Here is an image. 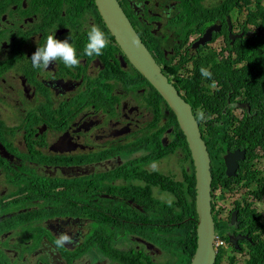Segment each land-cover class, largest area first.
<instances>
[{
  "label": "flooded vegetation",
  "instance_id": "flooded-vegetation-1",
  "mask_svg": "<svg viewBox=\"0 0 264 264\" xmlns=\"http://www.w3.org/2000/svg\"><path fill=\"white\" fill-rule=\"evenodd\" d=\"M195 1L118 0L213 149L211 214L223 242L214 243V264H264V233L239 220L245 203L257 209L262 169L242 138L256 118L255 73L264 72L250 57L264 64V52L236 47L258 34L241 22L255 4L227 14L226 0ZM92 25L109 41L99 57L83 55ZM212 27L221 31L197 45ZM49 35L68 40L78 67H32ZM236 152L243 157L230 177L226 158ZM193 174L176 114L131 64L94 0H0V264H192ZM62 235L70 242L57 247Z\"/></svg>",
  "mask_w": 264,
  "mask_h": 264
},
{
  "label": "water",
  "instance_id": "water-1",
  "mask_svg": "<svg viewBox=\"0 0 264 264\" xmlns=\"http://www.w3.org/2000/svg\"><path fill=\"white\" fill-rule=\"evenodd\" d=\"M94 2L98 13H100L123 51L126 52L131 64H134L157 88L178 118L179 125L191 153L195 176L197 246L192 264H214L216 258L214 249L215 225L211 214L212 176L210 158L202 140L199 126L192 115L191 108L169 83L142 39L132 29L118 0H94ZM219 31H221V28L212 27L205 33L197 45L208 43L212 33H218ZM232 39L235 40L234 37ZM242 157L243 154L239 152L227 156V173L230 177L235 176L236 169L238 168L237 160ZM235 219L236 215L233 222Z\"/></svg>",
  "mask_w": 264,
  "mask_h": 264
},
{
  "label": "trees",
  "instance_id": "trees-1",
  "mask_svg": "<svg viewBox=\"0 0 264 264\" xmlns=\"http://www.w3.org/2000/svg\"><path fill=\"white\" fill-rule=\"evenodd\" d=\"M198 0L194 2V6L196 5ZM225 6L227 5V14L233 13L237 7L241 12L245 11L244 4L250 11L249 5L255 4V9L251 11L250 16H245L244 14L241 17V22L244 25L254 24L257 27L258 34L252 40H240L236 47L240 46L241 51H249L254 52L255 54L264 52V0H226L223 3ZM212 13V11H210ZM208 24H211V20H209ZM261 60L259 58L250 57V63L252 66L257 69L264 68V64L259 63ZM255 86L254 87V95L253 99L256 100L253 102V109H255L256 118L253 123L247 124V129L245 132V137L242 138V147L247 150L248 153L252 155V159H259L262 162V169L257 173L256 176V184H255V192L253 194L254 201L256 203L264 202V72L256 71L255 73ZM208 105H204V109H207ZM217 131H215L214 136L212 138V142L216 140ZM224 140L228 143V149L230 151L235 150L237 145L235 144L234 138H224ZM210 157L213 156V149L209 148ZM211 169L212 165H211ZM236 177V175L234 176ZM212 190L214 191L215 182L218 178L217 173L212 171ZM193 188L195 187V177L193 174L192 177ZM193 195L195 196V190H193ZM251 198V199H253ZM249 201V199L247 200ZM246 202V201H245ZM245 210L239 214V220L241 222V226L255 228L257 230H261L264 233V214L259 212L258 209L252 208L249 203H245ZM194 219H196V215L194 213ZM195 229V226H194ZM194 236L196 233L194 232ZM196 245H194L195 251ZM218 259V258H217Z\"/></svg>",
  "mask_w": 264,
  "mask_h": 264
},
{
  "label": "clouds",
  "instance_id": "clouds-1",
  "mask_svg": "<svg viewBox=\"0 0 264 264\" xmlns=\"http://www.w3.org/2000/svg\"><path fill=\"white\" fill-rule=\"evenodd\" d=\"M108 43L109 41L105 37V34L100 30V28L96 25H92L90 27V30L87 32V43L83 48V55L88 57H99L103 55V50L107 47ZM29 60L31 61L32 67L37 70L47 69L50 64H53L57 60L61 61L63 65L69 69L78 67L80 63V60L76 55V49L68 42V40L56 39L54 35H49L46 39L45 44L41 47H37ZM200 73L202 78H212V73L208 68L201 67ZM198 118L201 120L205 119L202 109L198 112ZM256 204L264 206V202ZM217 240L219 241V243L217 242ZM65 242H70V238L66 235H62L55 241V244L57 247H60ZM218 244H223V242L221 239L215 237V246H217Z\"/></svg>",
  "mask_w": 264,
  "mask_h": 264
},
{
  "label": "rangeland",
  "instance_id": "rangeland-1",
  "mask_svg": "<svg viewBox=\"0 0 264 264\" xmlns=\"http://www.w3.org/2000/svg\"><path fill=\"white\" fill-rule=\"evenodd\" d=\"M260 167L262 168V163H260ZM258 208V210L262 213H264V206L263 205H257L256 206Z\"/></svg>",
  "mask_w": 264,
  "mask_h": 264
},
{
  "label": "built area",
  "instance_id": "built-area-1",
  "mask_svg": "<svg viewBox=\"0 0 264 264\" xmlns=\"http://www.w3.org/2000/svg\"><path fill=\"white\" fill-rule=\"evenodd\" d=\"M217 242L219 243V241L217 240Z\"/></svg>",
  "mask_w": 264,
  "mask_h": 264
}]
</instances>
